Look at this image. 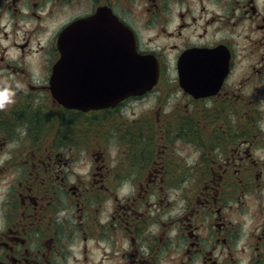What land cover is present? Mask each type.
Returning <instances> with one entry per match:
<instances>
[{
	"label": "flooded vegetation",
	"instance_id": "af4514ba",
	"mask_svg": "<svg viewBox=\"0 0 264 264\" xmlns=\"http://www.w3.org/2000/svg\"><path fill=\"white\" fill-rule=\"evenodd\" d=\"M0 264H264V0H0Z\"/></svg>",
	"mask_w": 264,
	"mask_h": 264
},
{
	"label": "water",
	"instance_id": "95a60500",
	"mask_svg": "<svg viewBox=\"0 0 264 264\" xmlns=\"http://www.w3.org/2000/svg\"><path fill=\"white\" fill-rule=\"evenodd\" d=\"M135 55H137V54H135ZM131 56H134V55L132 54V52L129 49L128 57H131ZM143 63L147 69V64H149L148 60L143 59ZM147 72H148V70H147ZM153 83H154L153 78L151 77L149 72L147 74L146 79H144V80H139L136 78L128 79L124 83L123 95L120 97L125 98V97L131 96V95H136L137 93H139L141 91L149 89L153 85ZM64 98L66 99L67 97H64Z\"/></svg>",
	"mask_w": 264,
	"mask_h": 264
}]
</instances>
